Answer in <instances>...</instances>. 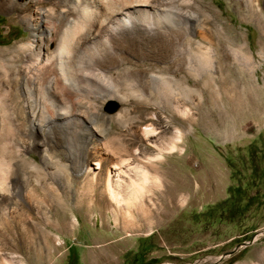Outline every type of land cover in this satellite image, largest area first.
Masks as SVG:
<instances>
[{
	"label": "rangeland",
	"instance_id": "rangeland-1",
	"mask_svg": "<svg viewBox=\"0 0 264 264\" xmlns=\"http://www.w3.org/2000/svg\"><path fill=\"white\" fill-rule=\"evenodd\" d=\"M39 1L43 7L50 5L49 0ZM192 2L213 7L223 22L239 32L243 46L239 49V45L225 43L228 52L223 53L231 80L218 89L219 97L214 102L206 95L199 98L197 93L194 124L170 123V112L155 110L152 104L147 112L137 111L136 106L143 105L132 97L126 104L103 99L115 93L111 87L95 93L94 102L67 94L64 101L75 108L85 106L104 120L96 128L100 145L93 150L109 158L98 163L93 150L85 149L80 128L66 133L63 125L54 122H42L41 129L35 123L31 128L32 123L24 117H12L13 108L5 106L0 112V128H10L12 162L18 165L23 158L25 164L19 175L21 194L3 201L15 218H11V231L4 225L3 231H13L19 244L14 247L0 242V264H264V52L260 48V28L247 14L246 0ZM252 2L259 4L264 16V0ZM10 5L11 0H0V49H13L19 42L33 39V31L23 17L27 9ZM231 49H239L249 58L244 62L233 59ZM12 55L0 52V58L20 64ZM124 55L139 61L147 71L157 70L155 61L137 59L126 51ZM1 70L0 64L3 82ZM113 75L117 80L120 73ZM52 87L63 99L59 88ZM111 102L117 103L113 111L109 109ZM123 107L129 111V118L122 123L116 117ZM155 111L164 119L162 124L152 122ZM141 114L145 119H140ZM150 128L155 131L145 133ZM177 128L183 133V141L170 152L166 148ZM111 139L116 144L109 148ZM155 143L162 148L161 159L156 157L159 148ZM41 144L50 147L51 161L46 165L36 146ZM83 159L88 167L78 173L76 165ZM149 160L156 162L163 183L132 184L141 169L150 170L146 164ZM42 165L48 171L62 169L68 176L65 174L67 177L59 182L51 173H42ZM107 169L114 181L112 196L104 180ZM87 173L99 178L93 187L82 185ZM37 177L63 192L65 206L58 208L51 194H40ZM20 214L27 231L21 228ZM48 216L55 226L48 224ZM29 222L52 235L42 260L24 243L30 236L40 237Z\"/></svg>",
	"mask_w": 264,
	"mask_h": 264
},
{
	"label": "bare ground",
	"instance_id": "bare-ground-1",
	"mask_svg": "<svg viewBox=\"0 0 264 264\" xmlns=\"http://www.w3.org/2000/svg\"><path fill=\"white\" fill-rule=\"evenodd\" d=\"M49 1L50 5L43 7L39 0H11V7L27 9L28 13L23 17L33 31V39L19 42L13 49H0V52L14 53L12 57L20 61V64H11L9 60L0 58L4 78L3 82H0V112L5 106L13 108L12 117L16 120L24 117L32 123L31 128L37 123V128L41 129L42 122H54L59 124L58 126L61 124L66 133L80 128L79 131L85 135L86 150L97 149L100 145V135L96 128L99 127L98 123L104 120L85 106L82 109L75 108L69 101H64L67 94L84 96L94 102L95 93L111 87L115 93L106 94L103 99H114L126 104L132 97L143 105L136 106L137 111L147 112L151 110L148 105L152 104L155 110L170 112V123L183 121L194 124L197 93L199 98L206 95L214 102L216 97H219L218 89L227 86L231 80L228 64L226 65V53H223L227 51L225 43L239 45V49L243 47L239 43V32L226 21L223 22L213 7H207L202 2L196 6L192 0ZM246 1L249 18L254 19L260 28V48L264 52V16H261L257 2ZM195 36H198L199 40H196ZM239 49L229 51L233 59L244 62L248 56L242 55ZM124 51L137 59L155 61L157 70L147 71L139 61L128 59ZM118 71L120 75L115 80L113 72ZM53 84L59 88L63 99L56 95ZM120 88H124V91H119ZM128 112L127 108L123 107L116 120L123 123L129 118ZM155 115L156 119H152V122L162 124V116L156 111ZM141 118L145 119L143 114L140 115ZM126 127L131 129L128 124ZM9 129L5 126L0 128V242H7L16 247L19 243L16 242L13 231L4 233L2 228L4 225L11 231L14 225V221H11L14 215L3 201L21 194L19 175L25 164L23 158L18 165L12 162L13 150L8 146ZM153 131L155 129L150 128L145 133ZM182 141L183 133L177 128L170 136L166 149L174 152ZM17 144L12 143L14 147ZM114 144L116 143L111 139L108 142L109 148L115 147ZM155 145L159 148L156 157L161 159L162 148L156 143ZM36 146L46 165L51 161L50 147L42 144ZM97 152L92 151L97 155L98 163L108 160L109 157L104 156L105 153ZM35 163L32 164L37 168ZM146 164L150 170L141 169L139 177L132 179L131 183L139 186L151 181L160 185L163 176L156 162L149 160ZM87 167L86 160H80L76 171L82 173ZM44 169L42 173H51L59 182L68 176L62 169L50 170L51 172L45 167ZM98 179L97 175L87 173L82 185L93 187L99 182ZM104 180L112 196L114 181L110 169L106 170ZM37 184L41 195L51 194L56 199L58 208H62L65 204L63 192H59L52 185H46L42 177H37ZM19 218L23 221L21 228L27 231L24 217L21 215ZM46 220L48 224L55 226L49 216ZM29 226L36 229L40 237L37 239L30 236L24 243L26 247L34 250L33 255L42 260L44 251L51 244L52 235L37 223L29 222Z\"/></svg>",
	"mask_w": 264,
	"mask_h": 264
},
{
	"label": "water",
	"instance_id": "water-1",
	"mask_svg": "<svg viewBox=\"0 0 264 264\" xmlns=\"http://www.w3.org/2000/svg\"><path fill=\"white\" fill-rule=\"evenodd\" d=\"M117 108V103L116 102H111V106H110V111H113V110H115ZM217 262V261H216ZM216 262H214V264L216 263Z\"/></svg>",
	"mask_w": 264,
	"mask_h": 264
}]
</instances>
